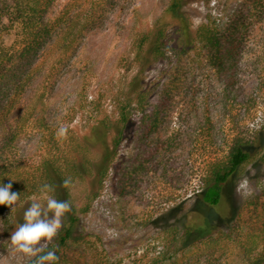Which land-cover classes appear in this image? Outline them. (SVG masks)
Here are the masks:
<instances>
[{
    "label": "rangeland",
    "instance_id": "obj_1",
    "mask_svg": "<svg viewBox=\"0 0 264 264\" xmlns=\"http://www.w3.org/2000/svg\"><path fill=\"white\" fill-rule=\"evenodd\" d=\"M220 1L212 0L208 6L206 0H192L190 14L200 21L210 12L218 13ZM230 1V13L243 11L241 1ZM82 2L83 17L91 18L94 29L73 51L49 95L53 119L66 126L71 122L80 133L89 131L98 117H117L116 99L129 74L126 60L131 43L139 31L151 27L169 0ZM242 15L247 37L236 61L233 58L240 98L227 107L220 94L224 85L207 62L193 53L187 66L181 67L175 93L166 99L162 90L174 79L168 73L172 65L157 66L151 74L158 84L153 101L167 105L158 142L142 141L140 132L132 129L99 196L81 215L80 239L69 247L73 264H251L264 251V77L255 61V52L264 44V12L249 9ZM14 39L12 33L8 43ZM208 111L214 116L213 138L199 126L206 123ZM239 137L250 143L251 161L229 179L222 201L210 205L202 198L201 180L210 162L225 157ZM22 139V147L34 160L48 154L36 130ZM124 169L131 171V178L128 193L122 195L119 183ZM75 192L83 203L86 183ZM3 222L0 264H29L34 258L14 250L9 239L18 227L15 221L10 216ZM172 228H177L176 233H171ZM188 232L220 236V245L212 248L208 236L182 251L180 240ZM240 241L247 248L243 250Z\"/></svg>",
    "mask_w": 264,
    "mask_h": 264
},
{
    "label": "trees",
    "instance_id": "obj_2",
    "mask_svg": "<svg viewBox=\"0 0 264 264\" xmlns=\"http://www.w3.org/2000/svg\"><path fill=\"white\" fill-rule=\"evenodd\" d=\"M58 1L0 0V183L13 179V190L21 193L12 212L0 206V226L10 216L14 225L19 226L21 214L32 202L30 197L36 195L39 202L40 187L50 185L54 189L52 195L66 199L71 210L62 218L61 228L44 251L55 250L59 257L57 264H73L69 247L80 239L81 215L89 211L99 196L114 170L118 153L129 142L132 129L140 132L142 141L158 142L156 135L167 105L153 101L158 84L152 80V71L159 65H172L168 73H173L174 79L162 90L164 97L170 98L175 93L179 72L197 53L224 85L220 94L229 107L240 98L233 58L236 61L237 50L247 37L242 12L257 8L264 12V0H239L243 11L238 8L231 13V1L221 0L219 12H210L200 21L190 14L188 4L192 0H169L151 27L139 31L131 43L126 60L129 74L116 99L117 117L106 114L98 117L89 131L82 133L71 122L66 126L53 119L49 95L71 61L73 51L94 25L91 18L83 17L82 0H64L57 7ZM206 2L208 6L212 4V0ZM12 33L15 39L8 43ZM255 53V61L262 67L260 76L264 77V44ZM204 120L206 123L200 122L199 126L213 138V114L206 112ZM61 126L67 128L63 139L55 135ZM32 130L41 134L49 149L48 154L37 160L21 145L23 134ZM250 146L245 139L235 138L225 157L210 162L201 180L200 192L206 203L218 205L222 201L229 179L251 161ZM130 178L131 171L124 169L119 183L122 195L128 193ZM65 179L71 180L67 186L63 184ZM85 183L86 194L83 203H79L75 190ZM170 230L176 233L177 228ZM208 236L212 248L220 245V236L212 237L210 232L193 236L188 232L182 235L179 249L184 251L191 242ZM239 244L243 250L247 248L241 241ZM262 263L264 251L251 262ZM29 264H34V259Z\"/></svg>",
    "mask_w": 264,
    "mask_h": 264
},
{
    "label": "clouds",
    "instance_id": "obj_3",
    "mask_svg": "<svg viewBox=\"0 0 264 264\" xmlns=\"http://www.w3.org/2000/svg\"><path fill=\"white\" fill-rule=\"evenodd\" d=\"M67 128L61 126L55 135L59 139L66 137ZM8 183H0V206L8 207L11 212L20 199V192L13 190V179ZM71 183L65 179V186ZM54 189L44 184L39 189L38 197H30L31 203L24 210L23 222L11 233L9 239L14 250L34 258V264H57L59 257L55 250L44 251L47 242H51L61 228V221L71 210L70 203L59 200L52 195ZM44 242V243H42Z\"/></svg>",
    "mask_w": 264,
    "mask_h": 264
}]
</instances>
